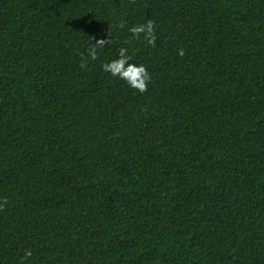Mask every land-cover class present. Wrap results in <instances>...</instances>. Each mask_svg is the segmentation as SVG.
<instances>
[{
    "label": "trees",
    "instance_id": "1",
    "mask_svg": "<svg viewBox=\"0 0 264 264\" xmlns=\"http://www.w3.org/2000/svg\"><path fill=\"white\" fill-rule=\"evenodd\" d=\"M0 264H264V0H0Z\"/></svg>",
    "mask_w": 264,
    "mask_h": 264
},
{
    "label": "clouds",
    "instance_id": "2",
    "mask_svg": "<svg viewBox=\"0 0 264 264\" xmlns=\"http://www.w3.org/2000/svg\"><path fill=\"white\" fill-rule=\"evenodd\" d=\"M123 27V25H121ZM132 34V39H139L143 35L144 40L148 45H155V22L151 18H147L145 23L133 25L128 29ZM110 42L109 38L101 39L92 43L87 49V57H84V62L81 67H86L88 59L96 61L99 59V52ZM179 54L182 56L183 51ZM83 57V53H81ZM133 58L129 55L127 48L121 47L118 58L104 62L102 69L105 73L124 81L129 87L144 93L148 90V85L151 80V75L143 63L132 62ZM30 255V253H29Z\"/></svg>",
    "mask_w": 264,
    "mask_h": 264
}]
</instances>
